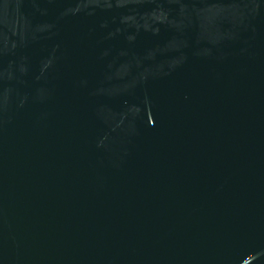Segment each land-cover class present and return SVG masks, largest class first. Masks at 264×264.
I'll return each instance as SVG.
<instances>
[{
  "label": "water",
  "instance_id": "obj_1",
  "mask_svg": "<svg viewBox=\"0 0 264 264\" xmlns=\"http://www.w3.org/2000/svg\"><path fill=\"white\" fill-rule=\"evenodd\" d=\"M0 264H264V0H0Z\"/></svg>",
  "mask_w": 264,
  "mask_h": 264
}]
</instances>
